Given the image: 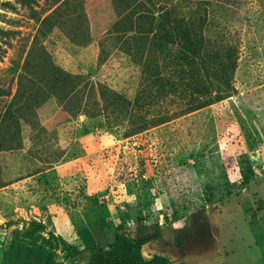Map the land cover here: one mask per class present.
Segmentation results:
<instances>
[{
    "label": "rangeland",
    "instance_id": "rangeland-1",
    "mask_svg": "<svg viewBox=\"0 0 264 264\" xmlns=\"http://www.w3.org/2000/svg\"><path fill=\"white\" fill-rule=\"evenodd\" d=\"M52 1L0 0V264H89L131 219L171 227L177 247L188 238V264H263L262 226L235 196L264 182V0L238 16L239 59L227 79L163 42L157 20L140 69L120 71L118 57L95 80L131 99L113 127L95 117L97 87L81 75L90 51L75 56L64 35L54 38L57 64L76 74L63 71L56 85L79 84L61 97L24 69L33 14ZM70 12L97 40L117 19L111 0H72ZM31 61L44 71L39 56ZM207 211L219 245L205 247L194 229Z\"/></svg>",
    "mask_w": 264,
    "mask_h": 264
},
{
    "label": "trees",
    "instance_id": "trees-1",
    "mask_svg": "<svg viewBox=\"0 0 264 264\" xmlns=\"http://www.w3.org/2000/svg\"><path fill=\"white\" fill-rule=\"evenodd\" d=\"M26 0H22L24 3ZM249 0H111L117 19L100 39L93 38L90 21L83 18L76 22L70 8L72 0H55L44 9L42 16L34 12L33 18L39 28L32 44L31 52L25 60L24 69L37 83V86L51 96L61 97L64 93L78 90L74 79L70 87L58 86V76H74L67 69H62L56 62L57 48L54 38L64 35L71 46V54L91 52L93 61L88 70L81 69L91 82L93 91L102 104V114L95 116L113 127L126 120L131 99L114 93L109 86L100 83L105 78L108 66L118 57H124V66L132 64L141 68L151 37L156 36L155 23L160 20L164 32L159 38L169 45L181 50L198 61L206 71L213 69L227 79L232 75L239 59V25L238 16L246 10ZM95 40V41H94ZM42 41H45L42 45ZM95 42V43H94ZM37 52V54H36ZM39 56L44 71L31 60ZM113 60V61H112ZM75 66V65H74ZM117 70L115 76L120 74ZM163 228L136 225L130 229L119 227L113 243L107 248H95L89 264H170L169 259L155 255L146 259L142 254L143 247L161 238Z\"/></svg>",
    "mask_w": 264,
    "mask_h": 264
},
{
    "label": "crops",
    "instance_id": "crops-1",
    "mask_svg": "<svg viewBox=\"0 0 264 264\" xmlns=\"http://www.w3.org/2000/svg\"><path fill=\"white\" fill-rule=\"evenodd\" d=\"M256 185L257 184L254 185L255 187L252 186L249 192L246 191L242 196L235 197H237L239 201L238 204L248 217L249 215H251V217L255 216V219L251 220L250 223L260 224L262 226L261 242L264 245V182L261 186ZM257 202L261 204L260 209L256 204ZM207 213L206 218L201 219L194 229H198V232H200V235L202 236L201 240L206 238L205 243L208 244L205 247H208V245H219L220 229L215 225L211 218V211H207ZM131 221V224L127 223L124 226L131 229L135 228L136 224L133 219H131ZM175 235L176 233L171 227H164L160 239L151 241L143 247V256L146 259H150L155 255H161L169 259L170 264H188L186 263V261H188L187 255L189 253V245L187 243L188 238L185 239L181 247H177V245H175ZM202 250H204V248ZM202 259H204V255L200 254L197 261H201ZM262 263L264 264V254Z\"/></svg>",
    "mask_w": 264,
    "mask_h": 264
}]
</instances>
